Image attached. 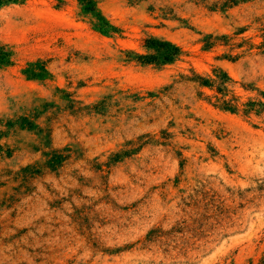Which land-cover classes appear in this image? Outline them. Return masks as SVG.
<instances>
[{
    "label": "rangeland",
    "instance_id": "374dc122",
    "mask_svg": "<svg viewBox=\"0 0 264 264\" xmlns=\"http://www.w3.org/2000/svg\"><path fill=\"white\" fill-rule=\"evenodd\" d=\"M0 264H264V0H0Z\"/></svg>",
    "mask_w": 264,
    "mask_h": 264
},
{
    "label": "trees",
    "instance_id": "16d2710c",
    "mask_svg": "<svg viewBox=\"0 0 264 264\" xmlns=\"http://www.w3.org/2000/svg\"><path fill=\"white\" fill-rule=\"evenodd\" d=\"M165 59L167 60V59H168V57H165ZM165 59H163V60H165Z\"/></svg>",
    "mask_w": 264,
    "mask_h": 264
}]
</instances>
